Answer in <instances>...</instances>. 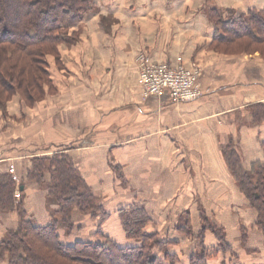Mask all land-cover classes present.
I'll return each instance as SVG.
<instances>
[{
	"label": "crops",
	"instance_id": "crops-1",
	"mask_svg": "<svg viewBox=\"0 0 264 264\" xmlns=\"http://www.w3.org/2000/svg\"><path fill=\"white\" fill-rule=\"evenodd\" d=\"M94 4L74 27L77 41L59 47V66L50 64L55 91L32 108L16 97L7 112L0 111V179H12L10 170H15L27 218L42 225L50 219L46 192L27 181L33 161L63 153L100 198L109 214L105 234L113 238L108 223L115 220L124 238L117 212L141 207L152 219L150 229L174 225L163 239L180 243L171 249L181 260L189 241L170 233L185 225L197 229L195 215L208 212L229 227V222L241 228L254 223L224 149L237 153L246 172L264 163V58L221 54L212 43L215 15L228 20L259 12L264 0ZM141 51L171 65L199 62L203 96L181 105L167 95L144 98L136 63ZM226 195L230 199L224 203ZM22 199L15 197V208ZM223 215L226 220H219ZM73 218L81 231L71 237L62 233L63 240L87 241L79 235L87 232L88 216L75 211ZM19 226L17 209L1 214L0 243ZM241 228L240 236L231 235L236 243L242 240Z\"/></svg>",
	"mask_w": 264,
	"mask_h": 264
},
{
	"label": "trees",
	"instance_id": "trees-1",
	"mask_svg": "<svg viewBox=\"0 0 264 264\" xmlns=\"http://www.w3.org/2000/svg\"><path fill=\"white\" fill-rule=\"evenodd\" d=\"M94 5V0H0V106L19 95L25 106L31 108L55 91L50 58L59 56L61 45L77 41L78 33L70 30ZM14 6L15 12H11ZM214 24L215 51L223 50L221 53L227 55L259 53L264 58V9L228 20L218 14ZM224 156L239 191L255 212L253 229L260 231L264 240V163H255L246 172L233 149H224ZM27 181L46 192L50 219L42 225L27 218L20 185L22 200L15 208L16 182L8 175L0 179V215L17 209L20 219L19 228L9 232L0 243V260L6 264H178L180 261L179 254L172 251L180 243L160 239L150 229L152 219L141 207L117 212L126 243L101 232L99 226L97 232L90 234L92 240L66 243L62 233L71 237L75 230L81 231L74 223L75 211L90 218L101 214V226L109 218L100 198L92 193L67 155L56 153L35 159ZM207 230L206 225L202 226L200 250L194 251L190 264H209L208 256L215 252L222 259L223 255L231 254L221 264L227 260L229 264H242L233 246L224 240L225 235H220L215 227L210 230L220 238V248L205 246ZM178 231L188 235L192 227L185 225ZM245 232H242L244 247ZM96 236L101 238L97 240ZM257 257L264 259V251Z\"/></svg>",
	"mask_w": 264,
	"mask_h": 264
},
{
	"label": "rangeland",
	"instance_id": "rangeland-1",
	"mask_svg": "<svg viewBox=\"0 0 264 264\" xmlns=\"http://www.w3.org/2000/svg\"><path fill=\"white\" fill-rule=\"evenodd\" d=\"M15 7L14 6L12 8V11L11 12H15ZM74 30L71 29L70 32ZM70 36V35H69ZM264 48V47H263ZM221 51L223 50H220L219 53H221ZM223 54V53H221ZM255 54H258V53H248L247 55H255ZM235 55V54H233ZM232 56V55H230ZM259 56L261 57V55L259 54ZM60 56H58L57 58L56 57H51L50 58V61L49 63L51 64V62H54L55 64H57V66H59L58 64H60ZM194 63H192L193 65ZM197 66H200V63L199 62H196ZM191 65V66H192ZM49 95V94H47ZM16 97H19L21 99V97L19 95L15 96L14 99ZM47 97L45 96V98L42 100L44 101ZM13 99V100H14ZM12 100V101H13ZM10 101V102H12ZM6 103L2 106H0V111L2 112H5L7 110V108L9 107L8 104L10 103ZM32 108V107H31ZM7 112V111H6ZM243 169V168H242ZM230 199V198H229ZM228 196H224L223 198H221V201L222 202H228ZM243 199V198H242ZM241 199L236 197V203L239 204L241 201ZM247 210V209H246ZM106 211V210H105ZM199 215H195L194 219H196V224L195 226H197V229L192 227V233L191 234H188L186 236L184 235H178L180 234L179 232L177 231H173L172 230V233H170V235L172 236H176L177 238H181V239H184L186 240V242L189 241L188 244H186L187 246L190 247V249L184 254L181 256V260L178 262V264H190V258L191 256L194 254V251L198 252L200 250V239H202L201 237V228L202 226L206 225V227L209 228V230H207V234H206V238H204V245L207 246V247H210L212 245H215V246H221L222 242H220V238L215 236L214 234H212V231L210 230L211 227H215L218 232L220 233V235H225V241L226 242H231V245L233 246L234 248V251L236 253H238V256H239V260L241 261L242 264H257V263H262L264 262V259H261L260 257H257L258 256H261L263 254V234L256 230V229H253V222H249L247 223V226L244 228V230L241 228V227H237V224L235 222H229L228 225H231V226H236L235 228H232L231 226H224V225H220L218 224V222L212 218L213 217H210L208 212H203V213H199ZM253 214H255V212L253 211ZM202 216V219L203 217H206V219H203L201 222L199 221V218ZM209 216V217H208ZM208 217V218H207ZM101 218H102V215L101 214H96V216L90 218L88 216V227H86V234H81L79 236H81L82 238H85V239H88V240H92L93 238L90 236V234L94 233L95 231L97 232L98 230V226L101 230V232H104L106 233V231H108L107 228L101 226ZM184 218V217H183ZM219 220H226V215H223V216H219L218 217ZM243 218V216H242ZM255 218V217H254ZM256 221V220H255ZM202 222H207V224H203ZM109 224H112V227L111 230L114 231V236L116 237V239L119 241V243H126L125 241L123 242V240H121L120 238H122L120 235V229L117 227V220L115 221H110L108 223ZM236 224V225H235ZM107 227H110V226H107ZM174 225H171L170 229L172 228L173 229ZM225 227V228H224ZM239 228V230H238ZM240 228H241V232H245L246 233V244L247 246H243L242 245V240L241 239H238V240H241L240 242H235L237 240H233L231 235H235L236 233H238V235L240 236ZM168 227H158V229L156 228H152L151 227V230L154 231V232H159V238L160 239H163L165 238V235H166V230H170ZM214 235V236H213ZM198 237H200L198 239ZM101 237L99 236H96V239L99 240ZM177 248V247H175ZM159 251V250H158ZM168 251H170V248H168ZM172 251H175V250H172ZM254 252H256V255L253 256ZM160 253V251L158 252ZM221 255V254H219ZM217 252L214 253V255L212 256H208V260L210 261L209 264H221L223 262L224 259L226 258H231V254L229 253L226 257V255H223L224 259H220L222 256H219ZM261 259V260H260ZM238 260V262H239ZM226 264H229V261L227 260V263Z\"/></svg>",
	"mask_w": 264,
	"mask_h": 264
},
{
	"label": "built area",
	"instance_id": "built-area-1",
	"mask_svg": "<svg viewBox=\"0 0 264 264\" xmlns=\"http://www.w3.org/2000/svg\"><path fill=\"white\" fill-rule=\"evenodd\" d=\"M136 63L144 98H161L167 95L171 103L181 105L197 101L204 94L200 84L203 70L196 62L191 67L183 64L171 65L167 62L152 61L146 51H141ZM10 173L13 181L19 183L13 168ZM15 197H21L18 186Z\"/></svg>",
	"mask_w": 264,
	"mask_h": 264
}]
</instances>
